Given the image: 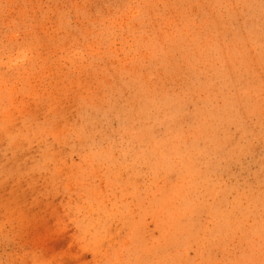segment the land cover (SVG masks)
Returning <instances> with one entry per match:
<instances>
[{
	"label": "rangeland",
	"instance_id": "374dc122",
	"mask_svg": "<svg viewBox=\"0 0 264 264\" xmlns=\"http://www.w3.org/2000/svg\"><path fill=\"white\" fill-rule=\"evenodd\" d=\"M0 264H264V0H0Z\"/></svg>",
	"mask_w": 264,
	"mask_h": 264
}]
</instances>
